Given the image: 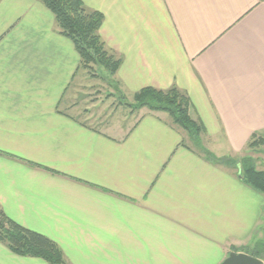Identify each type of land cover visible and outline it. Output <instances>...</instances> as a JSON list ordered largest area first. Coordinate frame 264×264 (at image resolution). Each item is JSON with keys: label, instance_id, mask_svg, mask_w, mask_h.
<instances>
[{"label": "crops", "instance_id": "obj_1", "mask_svg": "<svg viewBox=\"0 0 264 264\" xmlns=\"http://www.w3.org/2000/svg\"><path fill=\"white\" fill-rule=\"evenodd\" d=\"M82 1L121 58L114 93L178 86L218 156L264 133V0ZM96 78L41 0H0L7 215L56 241L67 264H218L264 231V193L188 147L167 112L107 114L91 99ZM0 264L51 263L0 242Z\"/></svg>", "mask_w": 264, "mask_h": 264}, {"label": "trees", "instance_id": "obj_2", "mask_svg": "<svg viewBox=\"0 0 264 264\" xmlns=\"http://www.w3.org/2000/svg\"><path fill=\"white\" fill-rule=\"evenodd\" d=\"M55 15L60 32L75 44L81 58V66L93 72L94 65H102L113 75L121 64L106 47L99 29L104 15L101 11L88 8L82 0H41ZM94 75V73H93ZM133 110L148 108L164 111L172 121L184 129L192 143L214 164L226 165L255 190L264 193V169L257 167L258 158L251 153L242 156H218L208 149L202 140L204 128L190 112L191 100L187 93L173 85L167 89L146 86L133 95L132 102H125ZM264 146V133H253L246 150L258 151ZM190 147V146H188ZM0 242L19 255L40 257L51 264H67L60 246L49 236L30 229L11 218L0 205ZM235 251H245L264 260V238L252 246Z\"/></svg>", "mask_w": 264, "mask_h": 264}, {"label": "rangeland", "instance_id": "obj_3", "mask_svg": "<svg viewBox=\"0 0 264 264\" xmlns=\"http://www.w3.org/2000/svg\"><path fill=\"white\" fill-rule=\"evenodd\" d=\"M94 75L97 77L96 79H91V88L88 87L89 90L92 91V95L93 97H91V99L93 98L96 99V95L97 93H100V98H101V105L105 104V109L103 111L106 110L107 114H110L113 109L119 108L117 111V114L119 117H127L129 115L130 112H132V109L130 107H127L125 105V102H132L133 101V97L130 99L125 98V96H123L121 93H114L113 90L111 89V87L113 88L114 86H112V81L109 79V72L106 70V68L102 65H94L93 66V72H90L88 70V74L89 76ZM102 90V91H101ZM116 92V90H114ZM115 94V95H114ZM120 102L123 104L119 105ZM104 107V106H101ZM122 107V108H120ZM138 111V110H133V112ZM114 112V111H113ZM112 112V113H113ZM113 115H115V112L113 113ZM171 118V117H170ZM172 120V119H171ZM173 122V121H172ZM174 123V122H173ZM175 124V123H174ZM176 125V124H175ZM177 127H179L177 125ZM181 130H183L184 132V136H185V140L187 142V144L198 150L199 152L201 151L199 148H197L191 141L188 133L182 129L181 127H179ZM203 140V139H202ZM204 143V142H203ZM205 145V144H204ZM206 146V145H205ZM207 147V146H206ZM208 148V147H207ZM247 148V147H246ZM246 148L244 149V151H242L239 154H229L226 156H242L244 154L247 153H251L252 155H254L255 157L258 158V163H257V167H259L260 169H264V146L259 147L258 151H248L246 150ZM230 153V152H229ZM203 154V153H202ZM204 155V154H203ZM264 229V227H263ZM260 238H264V231L262 229H260L252 238L251 240H249L248 242H245L243 244H241V246H238V249H241L243 247L246 246H252L254 244V242ZM235 251V250H234ZM245 252V251H244ZM225 259V258H224Z\"/></svg>", "mask_w": 264, "mask_h": 264}, {"label": "water", "instance_id": "obj_4", "mask_svg": "<svg viewBox=\"0 0 264 264\" xmlns=\"http://www.w3.org/2000/svg\"><path fill=\"white\" fill-rule=\"evenodd\" d=\"M218 264H264V260L244 251H231Z\"/></svg>", "mask_w": 264, "mask_h": 264}]
</instances>
